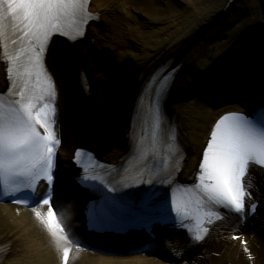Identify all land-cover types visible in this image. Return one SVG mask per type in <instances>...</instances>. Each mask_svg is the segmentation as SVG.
<instances>
[{
	"label": "bare ground",
	"instance_id": "bare-ground-1",
	"mask_svg": "<svg viewBox=\"0 0 264 264\" xmlns=\"http://www.w3.org/2000/svg\"><path fill=\"white\" fill-rule=\"evenodd\" d=\"M116 1L124 3L122 9L115 6ZM186 1L189 9L176 10L168 16L171 0H92L90 11L98 20L90 23L83 38L68 41L53 37L46 64L59 91L58 131L62 144L55 169L54 196L60 213L77 212L80 215L94 195L92 190L77 181L81 171L73 163L76 149H92L102 159L116 165L122 163L142 82L159 66L165 63L179 66L166 109L177 123L178 141L187 153L185 168L178 179L180 185L194 183L211 126L220 114L230 111L212 108L206 96L201 94L210 77L219 76V69L229 62L242 61L243 56L253 57L252 66L264 73V0H235L229 6V0ZM137 5H142V9L151 15L147 22H138L134 17L131 20L132 15L128 16L131 13L129 10L139 12ZM98 23L103 30L97 26ZM130 30L141 36L132 45L129 43ZM132 46L134 53L129 50ZM100 57L109 58L113 67H122L124 77L117 80L101 77L98 80V66H92V63ZM87 62L89 67H86ZM244 74L227 82L220 78L224 89L216 86L213 92L225 100L229 89L234 91L239 87L244 91L251 83L259 82L254 72L249 74L248 79ZM82 77L86 88L83 87ZM120 83L127 88L120 87ZM8 85L6 64L0 56V89ZM259 89L264 87L260 84ZM105 98L110 100L104 103L106 105L101 103ZM89 101L93 104L91 119L84 114ZM225 108L245 112L238 103ZM108 127L119 133L121 147L116 145ZM257 183L264 187V174H258ZM45 190L46 185L41 181L37 191L43 194ZM189 192L194 199L195 191ZM37 210L46 217L47 206H38ZM57 219L65 228V223L59 217ZM71 220L75 222L74 217ZM33 221L36 230L46 226L33 210L0 201V248L3 249L0 264H20V259L15 257L19 256L21 246L26 247V264H63L60 252L55 257L50 253L51 233L43 249L48 252L41 256L37 249L31 250V238L35 233ZM186 226L192 231H186L184 227L159 231L160 226H154L155 236H148V240L157 243L145 249L137 246V250L145 255L133 257H87L84 249L78 246L79 240L68 238L71 241L69 264L74 260L80 264L91 261H95L94 264H264V207L258 208L246 223L237 224L234 218L217 222L206 240L199 244L190 240L196 227ZM233 235H240L247 241L254 261L243 252L240 241L231 239ZM142 236L141 231H131L121 240L135 241ZM133 249L136 250V246L125 248L123 253L118 254L132 252ZM7 258L11 260L6 261Z\"/></svg>",
	"mask_w": 264,
	"mask_h": 264
},
{
	"label": "snow or ice",
	"instance_id": "snow-or-ice-1",
	"mask_svg": "<svg viewBox=\"0 0 264 264\" xmlns=\"http://www.w3.org/2000/svg\"><path fill=\"white\" fill-rule=\"evenodd\" d=\"M88 4L89 0H0V56L9 82L0 92V187L12 202L32 206L51 233L63 264H69L71 241L57 219L54 196L62 144L59 91L46 57L54 36L75 41L84 35V26L94 18ZM100 70L105 71L103 66ZM176 71L174 63L162 65L142 82L130 122L127 167L109 172L93 152L82 148L74 152L73 163L81 168L77 181L94 192L88 218L98 231L152 232L156 225L179 219L181 227L191 232L185 221L194 220L190 240L199 244L217 222L234 218L237 224L246 223L264 207V187L257 183L258 174H264V99L250 108L245 105L247 112L219 116L194 183L179 185L185 192L195 191V198L177 199L173 174L178 168L169 160L178 150V134L166 126L164 109ZM41 181L47 188L43 194L37 191ZM38 206H47L46 217ZM231 239L240 241L254 261L247 241L240 235Z\"/></svg>",
	"mask_w": 264,
	"mask_h": 264
},
{
	"label": "rangeland",
	"instance_id": "rangeland-1",
	"mask_svg": "<svg viewBox=\"0 0 264 264\" xmlns=\"http://www.w3.org/2000/svg\"><path fill=\"white\" fill-rule=\"evenodd\" d=\"M187 2L186 0H171V3L168 4V6L170 7V14H167L168 16H170L174 11H180V10H187V8L189 9V4L187 5ZM116 7H118L119 9H122L123 6H124V3L122 1H116ZM139 6L136 10H138L139 12H132L131 10H129L131 13H129L128 16H130V14L132 15L131 16V20H135L138 21V22H147L149 18H151V15H148L142 8V5H137ZM163 6V5H162ZM128 7H130V5H128ZM129 9V8H128ZM127 9V10H128ZM134 17V18H133ZM130 24L132 25V22L130 21ZM98 27L102 28L100 24L97 25ZM103 30V28H102ZM104 32L102 31V34ZM129 34H130V37H131V40H129V43L132 45L133 43H135V40H139L141 38L140 34L135 32V31H129ZM129 50H131V52H135L134 50V46H132V48H130ZM88 62H87V66H88ZM98 66V69H99V74H96L98 75V79L99 78H103V79H108V78H111L113 80H117L119 78H123L124 77V72H123V68L120 67V66H115L114 68L111 66V61L108 59V58H105V57H100L99 59H97L94 63H92V66ZM101 66H103V68L105 69V71H101ZM89 67V66H88ZM231 69L228 70V72H230ZM109 73L111 75H109ZM212 81H209L208 83V86L206 89H209V91H211V86H213V83H216V82H219V79L218 77L217 78H211ZM210 79V80H211ZM120 87H123V88H127V86H123V84H120ZM234 88V87H233ZM119 91V90H118ZM202 94V93H201ZM109 98V97H108ZM108 98H105L104 101H102L101 103H105V102H108L109 99ZM90 102V101H89ZM216 107H220V106H216ZM84 113L85 115L91 119V116H92V109L90 107V103L88 105V103L86 104V107H85V110H84ZM30 209H32V206L30 207ZM35 224V223H34ZM48 231H46V229L42 228L41 232H38L36 230L35 232V235L31 238V243L30 245L32 246L31 247V250L32 248L34 249H37L39 251V254H41V256H43L44 252H46L47 250H43L44 247H45V244L47 243L48 241ZM1 249V248H0ZM23 249V250H22ZM52 252H57V249L56 247H54L52 249ZM55 254V253H54ZM100 254H103V253H100ZM99 254V255H100ZM102 257H106L104 255H100ZM18 258L20 259L19 262L20 264H26V261L28 260V258H26V247L25 246H21V252L19 253V256H16L15 259ZM11 259L7 258L6 261H10ZM95 261L91 262V263H88V264H94ZM73 264H77L76 262H74Z\"/></svg>",
	"mask_w": 264,
	"mask_h": 264
}]
</instances>
